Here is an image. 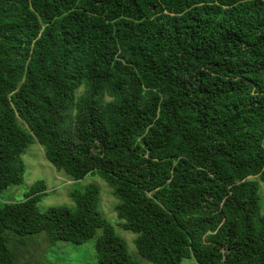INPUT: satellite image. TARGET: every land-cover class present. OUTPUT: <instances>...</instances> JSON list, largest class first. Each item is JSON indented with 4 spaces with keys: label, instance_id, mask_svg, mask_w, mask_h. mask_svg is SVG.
Instances as JSON below:
<instances>
[{
    "label": "trees",
    "instance_id": "trees-1",
    "mask_svg": "<svg viewBox=\"0 0 264 264\" xmlns=\"http://www.w3.org/2000/svg\"><path fill=\"white\" fill-rule=\"evenodd\" d=\"M33 142L101 177L145 262L96 184L40 212L36 181L0 203V264L41 232L98 264H264V0H0V194Z\"/></svg>",
    "mask_w": 264,
    "mask_h": 264
},
{
    "label": "rangeland",
    "instance_id": "rangeland-1",
    "mask_svg": "<svg viewBox=\"0 0 264 264\" xmlns=\"http://www.w3.org/2000/svg\"><path fill=\"white\" fill-rule=\"evenodd\" d=\"M83 88L77 90L79 95ZM24 163L23 183L18 186L9 187L0 194V203H17L24 200L25 193L36 181H43L45 195L40 199L37 206L40 212H44L51 206L73 207V201L69 193L74 189L83 190L89 183H94L99 188V209L104 218L115 228L116 233L123 238L128 252L140 262H145L137 254L134 240L136 235L125 231L120 226L114 212L117 203L112 195V189L101 179V177L88 176L80 181H72L62 172L56 171L45 159L43 148L36 142L31 143L22 155ZM262 195V207L264 210V192L260 184ZM8 238L7 245L14 254L13 264H98L95 256V240L75 246L68 242L59 241L50 245L44 232L31 237L20 239L11 233L4 235ZM181 264H195L193 261L184 259Z\"/></svg>",
    "mask_w": 264,
    "mask_h": 264
}]
</instances>
